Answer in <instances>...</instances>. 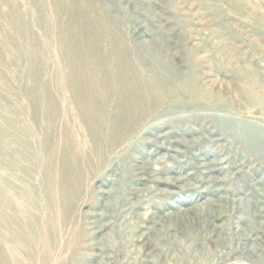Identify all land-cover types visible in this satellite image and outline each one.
Here are the masks:
<instances>
[{
	"label": "rangeland",
	"instance_id": "obj_1",
	"mask_svg": "<svg viewBox=\"0 0 264 264\" xmlns=\"http://www.w3.org/2000/svg\"><path fill=\"white\" fill-rule=\"evenodd\" d=\"M0 264H264V0H0Z\"/></svg>",
	"mask_w": 264,
	"mask_h": 264
},
{
	"label": "bare ground",
	"instance_id": "obj_2",
	"mask_svg": "<svg viewBox=\"0 0 264 264\" xmlns=\"http://www.w3.org/2000/svg\"><path fill=\"white\" fill-rule=\"evenodd\" d=\"M73 31L74 32H72V33L74 34V38L76 39V42L72 46L73 48L69 46L67 48V52H66L68 60H69L68 65L70 67V72H71L70 73V79H71L72 83L73 84L75 83V85H77L78 89L80 90V93H78V96H76V98L78 99L77 101L80 102L79 107L81 105L80 110L83 114L88 115V113L90 112L91 106H96L97 98H101V99H107L108 98V96H106L108 92L107 93L105 92V89L107 87H105V85H103V84L107 85L109 80H108L107 75L102 74L103 70H102L100 62L103 61V59L108 58L109 55H107L103 50H102L103 52L100 51V49L98 47L99 46L98 40L95 38L94 34H92L91 30L86 28L85 23L80 24L78 21H76L75 28ZM76 33H78L79 36H76ZM72 51H74L75 54L77 53V55L82 57V60H81L82 62L80 64H78L79 62L77 63V60L72 57L73 56V54L71 53ZM121 54H122L123 61H125L127 59V53H124L121 51ZM90 68H92L93 71H92V74L89 75L88 74L89 71H87V70L88 69L90 70ZM159 74H160V72H159ZM125 75H126V73H125ZM123 76H121V77L123 78ZM79 80H81V81H79ZM154 81H156L155 83H152V86H154V87L156 86L155 85L156 83H159L158 86H160V87L162 85L166 84V81H164L163 76L159 80H156V78H155ZM73 84L71 85V88H72V86H75ZM96 84H97V87H96ZM98 89H100V90H98ZM117 89H118V87H117ZM129 91H128L126 85L124 84V86H122L119 89L118 93H119V97H120L119 101L121 103L127 104L128 110H131L134 106L137 105V102L139 100H135L133 97H131L130 95L133 93H130V95H129ZM142 96H143V94H142ZM129 98H131V99L129 100ZM108 103H109V101H108ZM89 105H91V106L89 107ZM96 109H98V108H96ZM125 112L126 111L122 110L118 106H115L116 118H115L114 122L116 123V121H122L123 119H125V117H126L125 115L127 114ZM89 117H91V115Z\"/></svg>",
	"mask_w": 264,
	"mask_h": 264
}]
</instances>
